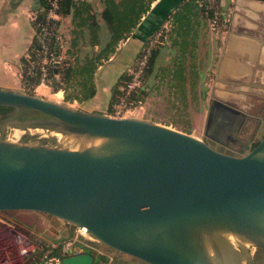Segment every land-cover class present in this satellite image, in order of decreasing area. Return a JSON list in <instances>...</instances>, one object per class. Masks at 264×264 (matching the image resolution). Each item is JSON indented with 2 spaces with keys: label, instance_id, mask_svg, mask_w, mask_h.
Listing matches in <instances>:
<instances>
[{
  "label": "water",
  "instance_id": "obj_1",
  "mask_svg": "<svg viewBox=\"0 0 264 264\" xmlns=\"http://www.w3.org/2000/svg\"><path fill=\"white\" fill-rule=\"evenodd\" d=\"M232 9L224 54L257 43L248 58H235L264 64V2L234 0ZM223 60L225 81L214 84L204 131L213 139L210 125L244 118L225 98L237 89L226 81L238 79L220 74ZM0 106L13 108L0 117V211L45 213L147 264H257L250 248L264 250V134L231 155L166 125L70 108L17 87H0ZM25 110L38 115L21 118ZM15 129L23 133L12 136ZM62 264L94 258L80 253Z\"/></svg>",
  "mask_w": 264,
  "mask_h": 264
},
{
  "label": "rangeland",
  "instance_id": "obj_2",
  "mask_svg": "<svg viewBox=\"0 0 264 264\" xmlns=\"http://www.w3.org/2000/svg\"><path fill=\"white\" fill-rule=\"evenodd\" d=\"M216 1L213 5L217 6L215 9H217L222 15L219 17L218 30H212L214 34L211 35L213 37H208V41L203 40V44L199 46L197 51L189 56L185 62L181 63L183 67L179 66V64H177L176 68H174L175 66H171V63L169 62L173 58L171 57L172 59H170L166 57V55H163L164 50L160 51V49H163L162 44L154 48H157V52L161 53H158L151 73L145 78L147 94L143 99L142 108H137L134 112V116L132 117L150 120L204 139V131L209 112V103L212 97V90L214 88L213 80L216 72V64L222 47L221 37L228 25L226 24V18H228L230 13V9H228V7L231 8L229 4L230 0L226 1L224 6L219 4L220 0ZM33 16L34 14L32 17ZM209 25L210 18L209 21L205 20L204 34H208L209 31H211L209 29ZM70 39L71 37H68L69 41ZM123 41L119 42L118 45L122 44ZM87 43L88 34L84 33L83 38L79 40V47L76 52V54L80 57L84 56L85 53L92 52V48L89 47ZM135 47L136 43L133 40L127 41L125 45L117 51V57L109 63H107L108 60L103 61L100 67H98L95 73V83L97 90L99 91L97 97L99 102L97 103L94 111H103L108 114L110 89L107 91L106 99H104V92L106 91H103V88L105 87V82L112 83L115 81L118 72L122 69V67H124L125 63L128 62L129 59H132L133 49ZM21 89L28 94L55 101L53 97L54 92L50 87L49 89H45V91H42V89L29 91L28 88L24 86H22ZM55 102L70 108L83 110L82 105L65 101L63 98ZM11 133L13 134V130ZM33 133L34 135H41V132L34 131ZM44 137V135L40 136V138ZM52 218L54 217L45 213L28 210L0 211V219L9 221L14 229L21 234H25L27 232L29 236L40 234L42 236L46 235L51 237L56 235L55 233L59 232V227L57 224H52ZM54 219L59 224L63 222L56 218ZM30 226L35 228L31 230ZM12 236H14L12 229L9 231L0 227V251L2 249L7 251L8 248H12L13 253L17 251V244H14V241L11 238ZM104 248L108 253L112 254V264H129L130 262L127 260L130 258L133 260L135 259L120 253L123 257V261L117 263L115 261V255L118 252L106 246H104ZM250 250L255 259H260V254L256 248H250ZM57 252L58 250H56V253Z\"/></svg>",
  "mask_w": 264,
  "mask_h": 264
},
{
  "label": "crops",
  "instance_id": "obj_3",
  "mask_svg": "<svg viewBox=\"0 0 264 264\" xmlns=\"http://www.w3.org/2000/svg\"><path fill=\"white\" fill-rule=\"evenodd\" d=\"M32 1L33 0H0V87L21 88L23 86L21 75V58L23 56H27L29 46L35 33L32 26V15L35 12L31 8ZM83 1L89 3L92 6V11L98 14L103 9L101 0ZM185 1L187 0H152L150 4L151 15H149L148 18H146L147 15L142 17V22L138 24L137 28L130 34L128 38H126L124 41L122 40V44L118 45L115 53L107 62L109 63L115 57H117V51H119L127 41L133 40L136 43V47L133 49L132 59H129V61L125 63L124 67H122V69L118 72L117 77L124 69L128 68L133 63L144 43L145 38H147V34H149L153 28L159 24L161 25L166 23L168 26V30L162 43L163 49H160V51L164 50V56L166 55V57L170 59L173 58L169 63H171V66H175L174 68L177 67V64L183 67L181 63L185 62L189 56L197 51L199 46L203 44V40L208 41V37H213L212 35L214 33L210 27L209 29L211 31L208 30L209 33L204 34L205 20L209 21V17L206 16V11H204V13L198 12V14L193 15L187 14L185 10L181 9V6ZM226 1L228 0H220L219 4L224 6ZM233 1L234 0H230L231 3L229 2L231 8L228 7V9H230V13L228 18H226V24L228 25L221 37L222 47L218 62L216 64L213 87L215 83L225 81L218 76V68L220 67L223 57H225L226 59L223 60L222 65V73L220 74L225 77L234 76L238 79L236 82L230 80L226 81L230 85H236L237 89H231L233 96H226L225 98L229 101H233L236 107L245 112L250 105H253L251 103L253 100L252 94H257L262 103L260 110L263 111L264 114V64H261L260 60L256 58L254 60L255 64L251 63V65H248V63L244 61L239 62L235 58L238 53H242L243 51L246 52L248 58L251 53L255 51L254 49L258 47L257 43L253 44V48L252 46L249 47V49L252 48V50L247 51V48L244 47H233L230 49L231 52H229V56L224 54V46L229 33V21L231 19L233 10ZM257 1L264 2V0ZM198 4L199 6L201 5L200 0L198 1ZM244 7L247 6L244 5ZM176 13L177 16L175 15ZM238 14L239 16L248 19V17L246 18L242 12H238ZM240 22L241 20L237 18L234 28H238ZM59 27L62 36L67 42L66 45L69 46L68 37L70 38L73 36L72 30L74 28L71 21V14L60 16ZM83 31L85 34H88L85 28ZM245 41L246 40H242V42H240L241 45L244 44L242 46H245ZM249 53L250 55L248 56ZM258 64H261L259 69L256 67ZM117 77L115 81L117 80ZM115 81L112 83L105 82V87L103 88V91H106L104 92V99H106L107 91H109L111 85ZM36 89H42V91H45V89H49V87L38 86ZM213 90H215V87ZM98 93L99 91L97 90L94 97L89 100L80 103L77 101L72 102L82 105L84 111H94L97 103L99 102L97 98ZM56 95L59 97L56 98ZM53 97L55 101H59L62 98L64 99V94L62 91H57L56 93H53ZM251 107L256 108V105Z\"/></svg>",
  "mask_w": 264,
  "mask_h": 264
},
{
  "label": "trees",
  "instance_id": "obj_4",
  "mask_svg": "<svg viewBox=\"0 0 264 264\" xmlns=\"http://www.w3.org/2000/svg\"><path fill=\"white\" fill-rule=\"evenodd\" d=\"M199 0L185 1L181 9L185 10L187 14H198L206 11L207 17H212L214 13L222 16L213 5L210 9L206 10L205 0H200L201 5L198 4ZM41 7L35 12V18L32 19V26L34 28V36L28 49L27 55L31 57L33 50L38 46V32L39 23L47 22L59 25L58 21L45 19L44 11L47 8V0H40ZM103 9L98 13L92 11V6L83 0H59V9L57 10L60 16L71 14V21L74 26L72 32L73 36L69 41V46L66 50V60L63 61L58 70H52L50 75L53 77V82L50 88L55 93L62 91L64 100L68 102L77 101L83 102L91 99L97 92L95 83V73L103 61L115 53L117 45L120 41L125 40L137 28L138 24L142 22V17L151 15L150 4L152 0H101ZM217 2V1H216ZM195 10V11H194ZM179 11V10H177ZM177 16V13L175 14ZM157 25L153 30L147 34L148 37L158 27ZM76 28V29H75ZM88 32V46L92 48L91 53H85L80 57L76 54L79 47V40L83 38L84 31ZM147 38H145L144 42ZM140 51V50H139ZM158 49H154L148 60V67L145 71L144 79L151 73L155 59L158 54ZM28 58L23 56L21 58V71H22V85L28 87L32 91L31 83L27 82L26 77V64ZM129 80L127 68L124 69L117 80L110 87V97L108 101V111L120 101L123 95L120 87L124 86ZM146 84V83H145ZM30 86V87H29ZM146 86V85H145ZM147 94L146 90H140L136 93L139 99H144ZM135 96V94L133 95ZM132 96V97H133ZM13 108L0 106V117L9 114ZM38 115L37 112L25 110L21 118L32 117Z\"/></svg>",
  "mask_w": 264,
  "mask_h": 264
},
{
  "label": "built area",
  "instance_id": "obj_5",
  "mask_svg": "<svg viewBox=\"0 0 264 264\" xmlns=\"http://www.w3.org/2000/svg\"><path fill=\"white\" fill-rule=\"evenodd\" d=\"M216 0H205V9H210ZM44 11L47 21H58L60 15L59 0H47ZM36 12V11H35ZM35 12L32 19L35 18ZM219 16L214 13L210 17V29L218 30ZM38 46L33 50L31 57L27 55L26 64L27 82L31 83L32 91L38 86L50 87L53 77L50 72L62 66L66 60L67 42L61 34L59 25L43 22L38 24ZM167 24H161L143 43L133 63L127 68L129 80L120 87L123 95L120 101L115 104L108 115L114 118L134 116L137 108H142L143 99L136 95L140 90H147L145 84V71L148 67V60L155 47L163 43L167 32ZM22 75V71H21ZM29 86V87H30ZM28 88V87H26ZM29 90V88H28ZM135 94V96H133ZM133 96V97H132ZM2 229L13 230L12 240L17 244V251L12 252V248L7 251H0V264H62V259L80 253H89L94 258V264H112L113 256L108 253L104 245L87 233L83 227H75L65 224V227L54 236L46 237L42 235L29 236L26 232L21 234L14 229L7 220L0 219ZM85 229V230H84ZM54 239H60L55 242ZM56 250L58 252L56 253Z\"/></svg>",
  "mask_w": 264,
  "mask_h": 264
},
{
  "label": "flooded vegetation",
  "instance_id": "obj_6",
  "mask_svg": "<svg viewBox=\"0 0 264 264\" xmlns=\"http://www.w3.org/2000/svg\"><path fill=\"white\" fill-rule=\"evenodd\" d=\"M252 95L253 100L251 103L254 106L256 105V108H253L251 107L253 105H250L249 108L244 112V118L242 121H239L238 119H232L231 122H226L220 125L219 129L216 131H214L210 125L209 132L212 134V136H214V139L205 136L204 140H206L214 149L231 155H239L241 152L246 151L247 146L251 148L256 145L259 139L263 136L264 114L263 111L260 110L262 103L257 94ZM52 222V224H57L60 230H62L66 224L64 222L59 224L54 218H52ZM34 228L35 227L30 226L31 230ZM256 249L260 254V259H255L254 257L253 259L257 264H263L264 250L259 248ZM115 261L117 263L123 261V257L120 253H116ZM127 261L130 262H128L129 264H147L140 260H133L131 258Z\"/></svg>",
  "mask_w": 264,
  "mask_h": 264
},
{
  "label": "bare ground",
  "instance_id": "obj_7",
  "mask_svg": "<svg viewBox=\"0 0 264 264\" xmlns=\"http://www.w3.org/2000/svg\"><path fill=\"white\" fill-rule=\"evenodd\" d=\"M59 96L58 95H56V98H58ZM23 133V131L22 130H19V129H15L14 131H13V134H12V136H20L21 134ZM85 230V229H84Z\"/></svg>",
  "mask_w": 264,
  "mask_h": 264
}]
</instances>
